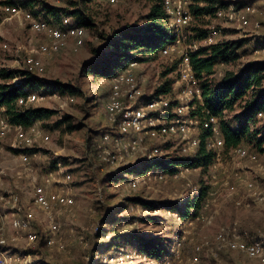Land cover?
Masks as SVG:
<instances>
[{
	"label": "rangeland",
	"instance_id": "1",
	"mask_svg": "<svg viewBox=\"0 0 264 264\" xmlns=\"http://www.w3.org/2000/svg\"><path fill=\"white\" fill-rule=\"evenodd\" d=\"M26 1L28 3L24 7L34 17L61 26L64 25L65 19L70 18L61 9L72 10L69 1L75 0H60V4L54 8L60 9L56 18L47 13V8L50 6L44 0H25L24 2ZM222 1L251 3L264 10V0ZM6 2L9 0H0V4ZM151 3L152 0H116L115 3H110L108 0H95L87 6L86 10H83V17L89 23L87 26H83L79 24L81 21L71 18L73 23L83 26L86 30L84 45L74 51L73 43L70 40L66 48L50 57H43L38 53L37 47L43 42V38L31 33L27 25L19 24L14 20L4 22L1 41L7 44V49L0 50L1 65L9 68L16 67L13 49L20 47L21 56L25 53H32L42 59L44 65V74L40 77L42 82L74 83L80 66L85 62L92 61L91 46L99 42V35L109 33L119 23L140 20L147 13ZM3 18L4 16L0 13V22ZM192 24L186 30L189 44L198 49L200 44L190 36V28L200 27H198V23ZM219 28L222 29V35L225 36L223 41L241 39L244 41V45L239 50L241 57L237 61L224 65V67L218 66L215 73H222V76L225 72L237 74L239 69L248 62L264 60L263 54L256 53L257 47L264 44V25L255 32L251 29L246 31L223 29L221 25ZM175 59L174 56L164 58L157 55L150 61L137 64L136 74L139 79L144 80L143 89L146 95L153 94L155 89L165 81L175 80L176 68L168 76L163 77V73L171 68ZM220 78L213 76L212 82L217 83ZM81 90L82 95L74 97L72 103L48 99L39 105V107L55 111L56 114L48 120L35 124L45 139L42 138L34 144L33 149L36 152L29 156L30 165L35 172L34 175L37 176L38 183H41L44 177L53 170H59L71 176V180L62 185L69 189L74 198V209L71 213L58 212L56 215V221L61 229L60 235L66 245L65 251H49L44 242L26 246V241L20 239L15 247L9 248L12 253L20 258L27 254L31 255L30 258H23L24 260L21 262L28 261L29 264H164L165 253L169 250L171 239H174L170 253L173 248L178 249L179 258H173L171 264H190L189 260L194 256V246L200 245L204 241L213 243L214 236L220 227L231 228L235 226L239 231H244L253 239H264V204L236 207L235 201L247 203L243 190L240 188L236 195L227 197L226 191L222 187L223 181L233 183L235 182V175H240L256 182L264 193V177L259 174L254 165L246 161H239L228 152L224 151L220 162L210 173L193 171L185 178H169L160 184L147 182L140 186L137 191H131L128 185L132 177L117 183H101L107 173H118L117 169L136 163L138 158L123 157L115 168H109L100 164L98 158L87 151L85 142L88 131L99 130L107 126L104 103L109 93V81L102 77H89L84 80ZM35 92L43 93L44 90L39 88ZM241 105L243 102L240 101L231 110L224 112V119L235 122L234 118L240 114ZM69 126H78V129L69 131ZM251 130L253 144L257 140L263 139L264 123L255 121ZM12 142L13 137L10 136L3 142L0 151V171H3V175H0V191L3 193L14 192L19 195L23 213L31 214L32 230L42 235L46 228V218L41 211L32 205L30 178L19 177L16 174L22 171L18 155L23 153V150L31 148H15L14 150L10 147ZM242 146L253 151L252 146L248 143H244ZM261 148L264 149V144ZM258 156L259 161L264 165V154L260 152ZM211 176H214L215 180ZM56 180H60V177L57 176ZM209 182H215L212 186L215 196L208 210L205 211L206 215L213 217L209 224L195 223L191 227H182L167 211L158 207L152 211L144 209L142 206L128 205L125 207V199L130 197H138L148 202L177 204L190 194L187 184L201 187V185H206ZM119 205H124L126 210L123 211L124 208L115 210ZM119 211L122 212L118 217L130 216L141 219L145 216H153L160 217L163 221L157 222V225L150 222L142 223L141 220H136L132 224L111 225L107 223L108 216L115 215ZM10 212L9 209L0 208V213L9 214ZM124 232L135 233L147 240H157L163 245L161 257L152 260L144 259L135 252L133 248L135 243L133 242H123L124 244L119 248L120 251L111 250L103 254L100 249V252H97L96 247L100 243H106L114 234ZM101 233L106 238H102ZM11 234L12 232L9 233V235ZM178 235H180L179 243L175 240ZM210 252L209 248H204L199 255L197 264H259L237 252L221 250L216 252V256H212ZM119 253L129 255L130 258H123V262L120 263L119 260H116Z\"/></svg>",
	"mask_w": 264,
	"mask_h": 264
},
{
	"label": "built area",
	"instance_id": "2",
	"mask_svg": "<svg viewBox=\"0 0 264 264\" xmlns=\"http://www.w3.org/2000/svg\"><path fill=\"white\" fill-rule=\"evenodd\" d=\"M24 1L9 0V3L0 4V13L4 16L0 22V50L7 49V44L1 41L2 24L12 20L27 25L31 33L43 38V42L37 47L38 53L43 57L58 54L66 48L70 40L73 43L74 51L84 45L86 30L83 26L73 23L71 18L65 19L64 25L61 26L41 21L24 7ZM44 1L52 8L60 4V0ZM108 1L116 2V0ZM190 3L191 0H163L168 32L173 37V42L166 46L160 55L164 58L174 56L177 61L176 78L169 93L147 100L152 93L148 95L144 93V80L139 79L135 70L137 64L130 65L111 79L110 93L105 104L109 131L104 133L98 142V161L109 168H115L123 157H137L138 160L145 162H152L155 159L167 161L174 158L193 160L197 158L203 143L205 148L213 153L214 162L206 170L181 166L171 176L150 170L129 180L128 185L131 191H137L147 182L160 184L169 178H185L193 171L210 173L216 168L224 154L219 118L205 108L197 111L198 106H202V89L190 60V54L197 49L194 45L189 44L186 32V28L193 22V16L189 10ZM219 25L223 29L238 31L251 29L255 32L264 25V10L251 3L235 4L233 2L216 8L209 24L205 27V37L198 41L200 47H208L225 40ZM13 52L16 58L14 60L16 67H4L0 62V69L22 70L32 77L40 79L44 74L42 59L32 53H25L21 56L20 47H15ZM259 52L264 55V44L257 47L256 53ZM219 67H224V64H220ZM214 76L220 78L222 73L217 72ZM19 82L18 78H14L11 84L16 85ZM48 99L64 103L74 101V98L58 93L45 94L25 89L24 95L17 100L16 105L21 111H24L28 108L39 107ZM255 120L264 123V111L257 112ZM204 132L208 133L205 139L203 138ZM10 136L13 137L10 147L14 150L15 148H33L34 144L43 138L41 130L35 124L23 129L13 125L0 111V151L3 142ZM228 153L239 161H246L254 165L259 174L264 177V165L259 161V156L254 151L244 146H237L229 150ZM18 158L22 171L16 174L19 177L30 178L32 205L45 215L46 228L42 235L33 231L31 214L23 213L19 195L14 192L3 193L0 191V208L11 210L9 214L0 213V264H29L28 261H21L30 258V254L20 258L9 248L15 247L20 239H24L26 246H29L35 245L42 237L44 245L49 251H65L66 245L61 238V229L56 221V215L58 212L71 213L75 205V200L69 189L62 185L71 180L70 175L53 170L44 177L41 183H38L37 176L34 175L35 172L30 165L29 156L20 153ZM1 174L3 175L2 170ZM57 176L62 181L56 180ZM211 178L215 180L214 176ZM213 184L215 182L206 183L208 191L205 204L196 217L182 221L177 213L170 211L167 213L176 219L182 227H191L195 223L209 224L213 217L206 215L205 211L208 210L215 196ZM187 186L190 194L186 199L177 203L179 207H182L187 199L192 200L199 193L200 186L192 184H187ZM222 187L226 191L227 197L236 195L240 188L243 190L247 203L235 201L236 207L264 204V193L256 182L250 179L235 175V182L223 181ZM7 220H9L11 235L7 231ZM179 236L176 237V242L179 241ZM103 237L106 238V236ZM204 248H209L212 256H216V252L227 250L240 253L250 260L264 264V239H253L235 226L220 227L214 236L213 243L204 241L200 245H195L194 256L189 260L190 264L199 262V255ZM123 258L128 259L130 256L119 253L116 260L122 263ZM173 258H179L178 249L171 250L169 256L165 258L164 264H171ZM144 259L146 258L144 257Z\"/></svg>",
	"mask_w": 264,
	"mask_h": 264
},
{
	"label": "trees",
	"instance_id": "3",
	"mask_svg": "<svg viewBox=\"0 0 264 264\" xmlns=\"http://www.w3.org/2000/svg\"><path fill=\"white\" fill-rule=\"evenodd\" d=\"M93 2L95 0L69 1L72 10H61L68 17L81 21L79 24L87 26L89 23L83 17V10H86L87 6ZM27 3V1L23 2L24 5ZM227 3L222 0H191L189 10L193 16L192 23H198V27L200 28L196 26L191 27L190 36L197 41H201L206 35L205 27L209 24L216 8L222 7ZM233 3L244 4L239 1ZM58 11L60 9L47 8V13L53 18L58 16ZM192 23L191 25H193ZM98 40V43L91 46L92 61L85 62L80 66L74 83H61L59 81L42 82L41 79L32 77L29 73L22 70L9 71L0 69L1 114L8 118L13 125L20 126L23 129H27L37 122L48 120L55 116V111L43 107L28 108L21 111L16 103L24 95L25 89L35 91L42 88L45 94L58 93L62 96L66 95L74 98L82 95L81 86L85 79L89 77H102L109 81L110 93V81L117 73L122 72L132 64L156 58L166 46L173 42V37L168 32V21L163 7V0H152L147 13L140 20L119 23L109 33L99 35ZM243 45L244 41L240 39L222 41L208 47H199L190 54V60L195 76L199 80L202 89V106H198L197 111L205 108L212 115L219 118L224 151L228 152L237 146L248 143L258 155L260 152L264 154V149L261 148L264 144V137L253 144L251 141V136H253L251 127L256 121V113L264 111V60L248 62L239 69L237 74L225 72L217 83L212 82L216 68L220 64L229 65L241 57L239 50ZM176 67L177 61L175 60L171 68L163 73V77L168 76ZM14 78H18L20 81L16 85L11 84ZM172 84L173 80L165 81L155 89L147 100L169 93ZM109 93L105 99L104 111ZM240 101L243 102V105L240 106V114L234 118L235 122L224 119V112L231 110ZM64 120L67 119L64 118ZM76 129H78V126L68 127L69 131ZM108 131L109 128L107 126L99 130L88 131L85 146L87 151L95 158H98V142L103 134ZM207 134V132L203 133L204 139ZM23 151L28 156L36 152L33 148ZM213 162V153L207 150L202 143L196 159L174 158L167 161L155 159L152 162L138 160L134 164L117 169L118 173H107L101 180V183H117L127 180L128 177L133 178L142 175L150 170L171 176L181 166L203 168L206 170ZM207 191L208 186L201 185L199 193L192 200L187 199L182 207H179L176 203L143 201L138 197L125 199V207L128 205L142 206V208L149 211L158 207L164 211L177 213L180 219L184 221L196 217L202 211ZM125 207L124 205H119L115 210L124 208V211L126 210ZM121 212L119 211L115 215L108 216L107 223L111 225L121 223L132 224L136 220H141L142 223L150 222L157 225V222L163 221L160 217L153 216H145L141 219L130 216L118 217ZM100 235L103 238L104 234L101 233ZM40 242H43L42 237H40L37 243ZM123 242L135 243L133 244L135 251L140 256L149 260L153 258L159 259L163 253V245L158 243L157 240H147L131 232L116 233L108 242L100 243L96 249L98 250L97 252H100L101 249L104 254L111 250H119L121 245L124 244ZM170 242L169 250L165 253L163 261L169 256L170 247H173L174 239H171ZM29 252L34 254L32 251Z\"/></svg>",
	"mask_w": 264,
	"mask_h": 264
},
{
	"label": "crops",
	"instance_id": "4",
	"mask_svg": "<svg viewBox=\"0 0 264 264\" xmlns=\"http://www.w3.org/2000/svg\"><path fill=\"white\" fill-rule=\"evenodd\" d=\"M37 123H38V122H37ZM35 124H36V123H35ZM8 221H9V220L6 221V223H7V231H8V233H10V232H11V229H10V227H9V223H8Z\"/></svg>",
	"mask_w": 264,
	"mask_h": 264
}]
</instances>
